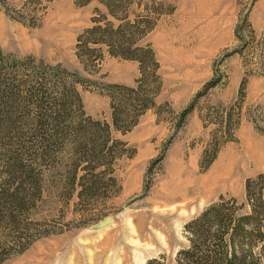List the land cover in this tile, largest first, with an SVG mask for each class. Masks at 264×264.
Here are the masks:
<instances>
[{"label": "rangeland", "instance_id": "374dc122", "mask_svg": "<svg viewBox=\"0 0 264 264\" xmlns=\"http://www.w3.org/2000/svg\"><path fill=\"white\" fill-rule=\"evenodd\" d=\"M134 3L131 10L151 9L157 18L140 44H149L160 64L154 98L159 113L149 108L126 133L112 130L114 139L126 142L107 173L120 190L109 181L81 202L76 191L70 195L49 175L17 227L0 226V243L17 233L30 239L20 252L11 243L2 251V243L0 255H10L0 264L46 262L48 256L49 264H146L160 255L172 264L176 252L189 245L186 223L221 196L245 201L246 178L264 173V0ZM105 12L98 0L82 6L73 0H0V47L17 57L60 63L90 79L95 85L77 86L85 111L110 123L101 84L133 86L140 71L137 61L111 56L105 47L89 70L76 57L77 35ZM238 46L241 53L228 55ZM218 76L220 82L196 98L177 127V114ZM242 81L244 97L238 101ZM216 145V156L202 169V156ZM181 187L184 197L177 196ZM106 216L111 223L92 229Z\"/></svg>", "mask_w": 264, "mask_h": 264}, {"label": "trees", "instance_id": "16d2710c", "mask_svg": "<svg viewBox=\"0 0 264 264\" xmlns=\"http://www.w3.org/2000/svg\"><path fill=\"white\" fill-rule=\"evenodd\" d=\"M73 1L82 6L91 0ZM98 2L106 12L92 17V24L77 35L76 57L89 70L101 61L105 47L111 56L137 61L140 71L133 86L101 84L100 93L110 101V123L85 111L77 86L95 85L90 79L60 63L51 65L34 55L17 57L0 47V226L17 227L23 209L41 197L49 175L70 195L76 191L81 202L109 181L117 185L107 173L125 152L126 142L114 139L112 130L126 133L147 109L158 108L154 98L161 85L160 64L152 47L140 44L156 24V16L147 8L144 14L131 10L134 0ZM242 48L235 47L228 55L241 53ZM220 78L209 80L177 114V127L196 98ZM244 81L238 101L244 97ZM214 148L202 156V169L216 156L218 146ZM244 191L245 201L221 196L185 224L189 245L176 252L172 264H264V173L246 178ZM26 238L20 233L4 237L2 251L8 243L18 246V252L24 250L30 243ZM9 255H0V262ZM146 264L167 263L160 255Z\"/></svg>", "mask_w": 264, "mask_h": 264}, {"label": "bare ground", "instance_id": "6f19581e", "mask_svg": "<svg viewBox=\"0 0 264 264\" xmlns=\"http://www.w3.org/2000/svg\"><path fill=\"white\" fill-rule=\"evenodd\" d=\"M229 169H225L223 172H222V176H225L227 174ZM219 176V175H218ZM187 187V186H186ZM176 192V191H175ZM210 190H207L206 192V196H208L210 194ZM186 195L185 191L183 190V187H181L179 190H178V194L177 196L179 197H184ZM171 197H174V195H171ZM173 199V198H172ZM48 260L46 262H41V261H38L36 259H33L32 261H30L29 263H24V264H49L51 259L52 258L51 256H48ZM19 264V263H18ZM20 264H23V263H20Z\"/></svg>", "mask_w": 264, "mask_h": 264}, {"label": "water", "instance_id": "95a60500", "mask_svg": "<svg viewBox=\"0 0 264 264\" xmlns=\"http://www.w3.org/2000/svg\"><path fill=\"white\" fill-rule=\"evenodd\" d=\"M112 219L110 216H106L103 220L99 221L97 224H95L92 229H99L101 227H104L111 223Z\"/></svg>", "mask_w": 264, "mask_h": 264}]
</instances>
